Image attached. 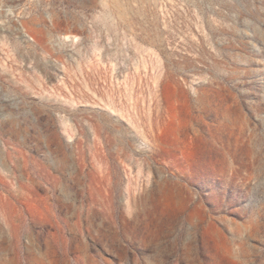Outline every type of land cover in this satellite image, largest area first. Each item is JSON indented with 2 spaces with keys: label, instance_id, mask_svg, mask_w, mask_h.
<instances>
[{
  "label": "rangeland",
  "instance_id": "374dc122",
  "mask_svg": "<svg viewBox=\"0 0 264 264\" xmlns=\"http://www.w3.org/2000/svg\"><path fill=\"white\" fill-rule=\"evenodd\" d=\"M0 264H264V0H0Z\"/></svg>",
  "mask_w": 264,
  "mask_h": 264
}]
</instances>
